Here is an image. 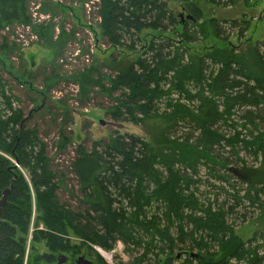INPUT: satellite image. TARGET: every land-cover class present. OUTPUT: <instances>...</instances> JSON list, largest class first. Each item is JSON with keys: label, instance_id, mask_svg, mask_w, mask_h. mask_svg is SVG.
<instances>
[{"label": "trees", "instance_id": "16d2710c", "mask_svg": "<svg viewBox=\"0 0 264 264\" xmlns=\"http://www.w3.org/2000/svg\"><path fill=\"white\" fill-rule=\"evenodd\" d=\"M174 1L194 23L160 0H99L101 34L139 55L112 78L81 72V93L107 81L111 117L148 124L155 139L117 132L90 149L77 145L76 209L58 201L45 144L0 76V200L9 188L0 207V264H24L29 233L49 250L34 264H51L73 249L69 231L106 251L121 242L130 264H264V231L244 240L235 233L264 207V39L247 56L214 45L193 59L200 0ZM203 1L224 8L250 0ZM26 2L0 0V30L30 22ZM208 25L227 42L217 19ZM147 29L159 34L143 44Z\"/></svg>", "mask_w": 264, "mask_h": 264}, {"label": "rangeland", "instance_id": "374dc122", "mask_svg": "<svg viewBox=\"0 0 264 264\" xmlns=\"http://www.w3.org/2000/svg\"><path fill=\"white\" fill-rule=\"evenodd\" d=\"M160 1L181 22L189 20L194 23L186 17L189 13L179 2ZM96 3H90V0H27L29 23H32V33L36 39L23 45L22 41H17V35L28 38L26 31L15 27L0 31V76L18 98L14 104L28 118L27 125L37 128L58 184V201L71 209L80 207L79 183L71 170L77 145L90 149L94 141L106 139L117 132L137 134L151 143L155 139L150 125L119 122L111 117L114 102L106 94L110 90L107 81L102 82L101 87H90L86 93H81L77 83V76L81 72L89 70L94 78L103 80L112 78L117 66L124 67L139 55V52L113 47L108 43L99 29ZM198 3L203 16L199 23L202 37L188 45L191 58L204 54L214 45L228 46L247 56L254 44L264 39V0L240 1L224 8L203 0ZM34 12H37L35 16ZM211 18L219 21L222 38L227 39L224 44L213 37L208 25ZM243 22H247L246 28L239 31L244 26ZM61 32L64 34L60 36ZM158 34L147 29L140 33V38L145 44L150 37ZM77 49L79 56L75 55ZM116 95V91L111 93L112 98ZM34 216L30 223L32 231L37 228ZM259 230L264 231V207L253 218L238 226L235 233L244 240ZM31 235L29 233L27 238L24 264L27 261L34 264L37 255L49 253L43 242L31 243ZM67 236L73 249L56 253V261L51 264L57 263L59 255L66 257L65 264H75L79 257L91 264H110L98 255L92 245L84 244L71 231ZM119 246L121 259L113 264H130V257L123 253L121 242L113 249ZM37 262L47 264L42 259Z\"/></svg>", "mask_w": 264, "mask_h": 264}, {"label": "built area", "instance_id": "2783aa9c", "mask_svg": "<svg viewBox=\"0 0 264 264\" xmlns=\"http://www.w3.org/2000/svg\"><path fill=\"white\" fill-rule=\"evenodd\" d=\"M94 1H97V3L95 4V6L97 7V10H98V8H99V0H90V3H94ZM87 7H89L88 6V4L86 3L85 4ZM37 8V7H36ZM92 8V7H91ZM90 9V8H89ZM37 14V12H34V16ZM40 17H42V16H40ZM33 19L36 21V18L35 17H33ZM96 19L100 22V16L99 15H97V17H96ZM34 24H37L36 22H33ZM32 23H28V24H13V25H11V26H7L6 28H4V29H2V30H0L1 32L3 31V32H5V31H8L9 30V28L10 27H15L16 29H21V30H24V31H26L27 32V34H28V38L26 37V38H24L22 35L20 36V35H17V41H22L23 42V45H27L28 44V41H31V40H33V39H36V36L32 33V32H34L33 30H32V25H31ZM78 54V56H79V50L77 49V52L75 53V55H77ZM88 59V57L87 56H85V60L86 61H88L87 60ZM93 247H94V249L96 250V252H98V254L99 255H101L103 258H105L104 256H103V254H101V250H103L102 248H100L99 246H96V245H92ZM121 246V245H120ZM117 247L116 249H112V250H110V251H105V250H103V251H105V252H108V253H110L111 254V259L110 260H107L106 258V261L108 262V263H110V264H113V262L115 261V260H113L112 259V254L113 253H117L119 256H120V250H121V247ZM121 257V256H120Z\"/></svg>", "mask_w": 264, "mask_h": 264}, {"label": "water", "instance_id": "95a60500", "mask_svg": "<svg viewBox=\"0 0 264 264\" xmlns=\"http://www.w3.org/2000/svg\"><path fill=\"white\" fill-rule=\"evenodd\" d=\"M186 17L189 18V19L192 18L190 15H187ZM15 164L17 165L16 162H15ZM8 193H9V188H6L3 191L2 198L0 200V207L3 206L6 203V197H7ZM112 259L113 260H119V259H121V257L117 253H113L112 254ZM65 261H66V257L65 256H63V255H59L58 256V262H57V264L63 263ZM75 264H91V263L88 260H85L83 257H79L75 261Z\"/></svg>", "mask_w": 264, "mask_h": 264}, {"label": "bare ground", "instance_id": "6f19581e", "mask_svg": "<svg viewBox=\"0 0 264 264\" xmlns=\"http://www.w3.org/2000/svg\"><path fill=\"white\" fill-rule=\"evenodd\" d=\"M101 254H103V256L106 258V259H111V254L108 253V252H104L103 250H101Z\"/></svg>", "mask_w": 264, "mask_h": 264}]
</instances>
